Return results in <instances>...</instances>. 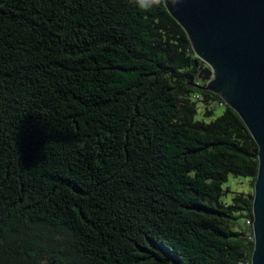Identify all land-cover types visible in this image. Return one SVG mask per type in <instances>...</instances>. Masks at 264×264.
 <instances>
[{"label":"trees","instance_id":"obj_1","mask_svg":"<svg viewBox=\"0 0 264 264\" xmlns=\"http://www.w3.org/2000/svg\"><path fill=\"white\" fill-rule=\"evenodd\" d=\"M207 67L165 4L0 0V264H251L259 149Z\"/></svg>","mask_w":264,"mask_h":264},{"label":"water","instance_id":"obj_2","mask_svg":"<svg viewBox=\"0 0 264 264\" xmlns=\"http://www.w3.org/2000/svg\"><path fill=\"white\" fill-rule=\"evenodd\" d=\"M194 53L207 64L202 87L218 94L258 145L251 264H264V0H168Z\"/></svg>","mask_w":264,"mask_h":264},{"label":"rangeland","instance_id":"obj_3","mask_svg":"<svg viewBox=\"0 0 264 264\" xmlns=\"http://www.w3.org/2000/svg\"><path fill=\"white\" fill-rule=\"evenodd\" d=\"M207 78H209V74H207ZM206 107H212L213 108V113L210 116H205L204 110ZM196 108L197 112L195 114V118L197 119H202L204 121H210L217 116H219L223 110H224V105L222 104H215V103H206L203 101H197L196 102ZM249 178L247 177H242V176H233L229 175L228 180L224 183L223 187H229L230 191L227 193L226 196L223 197L224 200L230 201L232 196L237 193V192H247L248 188L251 187L249 184ZM238 223L243 225L244 224V219L240 218L238 220Z\"/></svg>","mask_w":264,"mask_h":264},{"label":"clouds","instance_id":"obj_4","mask_svg":"<svg viewBox=\"0 0 264 264\" xmlns=\"http://www.w3.org/2000/svg\"><path fill=\"white\" fill-rule=\"evenodd\" d=\"M168 2V0H148L146 3V0H133V3L141 8H148L151 6H159L164 3Z\"/></svg>","mask_w":264,"mask_h":264},{"label":"built area","instance_id":"obj_5","mask_svg":"<svg viewBox=\"0 0 264 264\" xmlns=\"http://www.w3.org/2000/svg\"><path fill=\"white\" fill-rule=\"evenodd\" d=\"M246 222H247V224H252V222L250 220H247Z\"/></svg>","mask_w":264,"mask_h":264}]
</instances>
